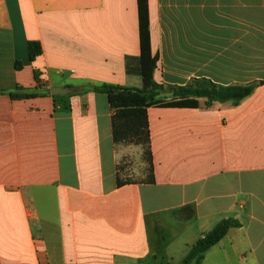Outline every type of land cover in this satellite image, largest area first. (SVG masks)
I'll list each match as a JSON object with an SVG mask.
<instances>
[{"label":"crops","instance_id":"crops-1","mask_svg":"<svg viewBox=\"0 0 264 264\" xmlns=\"http://www.w3.org/2000/svg\"><path fill=\"white\" fill-rule=\"evenodd\" d=\"M147 11L155 82L257 87L235 105L148 104L152 182L118 186L123 145L107 96L89 89L142 88L124 67L139 55L136 0H0V264H160L161 228L195 229L187 251L227 218L240 226L201 264H264V0Z\"/></svg>","mask_w":264,"mask_h":264},{"label":"trees","instance_id":"trees-1","mask_svg":"<svg viewBox=\"0 0 264 264\" xmlns=\"http://www.w3.org/2000/svg\"><path fill=\"white\" fill-rule=\"evenodd\" d=\"M136 4L139 55L136 58L126 57L124 67L127 75L139 76L142 79V88L101 85L92 86L89 90L107 96L109 107L112 111L113 142L141 148L142 157L146 163L147 181L152 182V163L146 110L148 104L160 97L170 95L173 97L193 96L204 98L207 103L231 102L235 105L249 96L258 83L220 86L206 79H193L184 86H174L155 82L153 73L158 62V56L153 55L150 49L147 0H136ZM27 52L29 60H33L41 53L39 43H27ZM19 66V63H17L15 68L18 69ZM11 97L15 99L29 98L32 95L25 94ZM129 182V179L122 178L121 175L117 178L118 186ZM239 226V222L234 219H222L188 247L180 264H201L204 253L216 245L229 229L238 228Z\"/></svg>","mask_w":264,"mask_h":264},{"label":"rangeland","instance_id":"rangeland-1","mask_svg":"<svg viewBox=\"0 0 264 264\" xmlns=\"http://www.w3.org/2000/svg\"><path fill=\"white\" fill-rule=\"evenodd\" d=\"M118 149L121 177L129 179L133 183L146 181V163L142 157L140 147L123 145L119 146ZM171 223L168 222V225H171L161 228V243L155 246L158 249L161 245L160 250L162 249V252H165L163 254L160 253L161 251L158 253L160 256L157 258V262L160 264H180L186 253L182 246L183 242L188 238L191 239L193 235L195 236V229L190 227L186 232V230L182 231L174 225V221ZM149 237L151 244H153L156 241L155 233L151 231Z\"/></svg>","mask_w":264,"mask_h":264},{"label":"water","instance_id":"water-1","mask_svg":"<svg viewBox=\"0 0 264 264\" xmlns=\"http://www.w3.org/2000/svg\"><path fill=\"white\" fill-rule=\"evenodd\" d=\"M50 92L52 95L56 96V95L64 94L68 92V90L66 88H53L51 89Z\"/></svg>","mask_w":264,"mask_h":264}]
</instances>
